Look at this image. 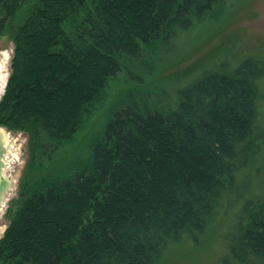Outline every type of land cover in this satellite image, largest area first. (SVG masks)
<instances>
[{"label":"trees","instance_id":"16d2710c","mask_svg":"<svg viewBox=\"0 0 264 264\" xmlns=\"http://www.w3.org/2000/svg\"><path fill=\"white\" fill-rule=\"evenodd\" d=\"M220 1L0 0L14 44L0 126L27 135L0 264H162L214 226L217 264H264V56L167 101L145 81Z\"/></svg>","mask_w":264,"mask_h":264},{"label":"rangeland","instance_id":"374dc122","mask_svg":"<svg viewBox=\"0 0 264 264\" xmlns=\"http://www.w3.org/2000/svg\"><path fill=\"white\" fill-rule=\"evenodd\" d=\"M210 16L211 18L209 17L204 23L200 22L195 28L182 34L177 43L170 47L171 50L166 57H158L155 58V63L151 62L158 71L152 79L145 81L148 84H157L166 101L167 97L174 99L178 91L190 85L203 71L216 64L226 63L234 69L243 58L264 56V0H222L214 7ZM13 49L14 44L9 37L0 38V53H6L9 57L0 69V98L10 74ZM123 82L116 84V90L112 95L121 92L120 89L123 88H118L124 85ZM262 84L264 89V82ZM106 95L105 102L108 106V98L110 97V103L114 99L111 98L108 90ZM107 110L108 108H103L92 112L88 120L91 132L102 125ZM260 124L264 129V102L261 107ZM8 133L10 158L5 168V175L11 177L13 186L2 209L0 208V229L3 230L0 238L9 223L5 212L10 200L18 192L27 161V135L9 130ZM77 154L84 157L85 148L79 149ZM257 163L264 168V158L257 160ZM250 179L255 180L253 176ZM235 220L234 214L231 221ZM219 234L220 227L214 226L203 237L200 245L195 247L191 240H188L185 245L176 248L162 264H217L221 257Z\"/></svg>","mask_w":264,"mask_h":264},{"label":"water","instance_id":"95a60500","mask_svg":"<svg viewBox=\"0 0 264 264\" xmlns=\"http://www.w3.org/2000/svg\"><path fill=\"white\" fill-rule=\"evenodd\" d=\"M5 133H8L7 128L0 126V208L4 205V202L8 197V193L11 191L13 186L11 177L5 175V156L8 152L4 139Z\"/></svg>","mask_w":264,"mask_h":264},{"label":"bare ground","instance_id":"6f19581e","mask_svg":"<svg viewBox=\"0 0 264 264\" xmlns=\"http://www.w3.org/2000/svg\"><path fill=\"white\" fill-rule=\"evenodd\" d=\"M6 60H9V57H8V55L6 54V53H0V69L2 68V66H3V64H5L6 63ZM1 81V80H0ZM2 92V91H1ZM4 139H5V143H6V145H7V149L9 150V146H10V138H9V133H5L4 134ZM11 152V151H10ZM10 154V153H9ZM8 154V152H7V154H6V156H5V163H6V165L8 166V164H9V158H10V155ZM2 209V208H1Z\"/></svg>","mask_w":264,"mask_h":264},{"label":"clouds","instance_id":"9594fccd","mask_svg":"<svg viewBox=\"0 0 264 264\" xmlns=\"http://www.w3.org/2000/svg\"><path fill=\"white\" fill-rule=\"evenodd\" d=\"M2 232H3V230H2V229H0V235H2Z\"/></svg>","mask_w":264,"mask_h":264}]
</instances>
